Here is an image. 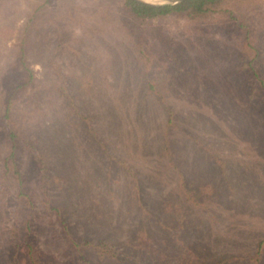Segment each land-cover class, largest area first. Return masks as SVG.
I'll use <instances>...</instances> for the list:
<instances>
[{"label": "rangeland", "instance_id": "374dc122", "mask_svg": "<svg viewBox=\"0 0 264 264\" xmlns=\"http://www.w3.org/2000/svg\"><path fill=\"white\" fill-rule=\"evenodd\" d=\"M41 1L0 0V264H264V93L241 36ZM254 47L264 79V32Z\"/></svg>", "mask_w": 264, "mask_h": 264}, {"label": "trees", "instance_id": "16d2710c", "mask_svg": "<svg viewBox=\"0 0 264 264\" xmlns=\"http://www.w3.org/2000/svg\"><path fill=\"white\" fill-rule=\"evenodd\" d=\"M54 1L56 6L74 10L76 0H42L39 9ZM125 12L135 21L147 22L163 18H174L191 23L197 29L208 26L231 29L241 36L242 49L253 52L246 65L257 80L264 93V79L260 78L254 69L257 51L254 47V37L259 32H264V0H182L176 4L151 6L133 0H119ZM199 27V28H198ZM19 64L23 63V51L19 53ZM26 81L32 80L29 70H26ZM13 92V90L10 92ZM9 100L5 106L7 114ZM7 116V115H5ZM6 138L9 142L7 158L13 163L15 158V134L11 129Z\"/></svg>", "mask_w": 264, "mask_h": 264}, {"label": "water", "instance_id": "95a60500", "mask_svg": "<svg viewBox=\"0 0 264 264\" xmlns=\"http://www.w3.org/2000/svg\"><path fill=\"white\" fill-rule=\"evenodd\" d=\"M142 4H147V5H151V6H157V5H164V4H169V5H173L176 4L182 0H158L156 2H148V1H144V0H133Z\"/></svg>", "mask_w": 264, "mask_h": 264}, {"label": "bare ground", "instance_id": "6f19581e", "mask_svg": "<svg viewBox=\"0 0 264 264\" xmlns=\"http://www.w3.org/2000/svg\"><path fill=\"white\" fill-rule=\"evenodd\" d=\"M144 1H148V2H156L158 0H144Z\"/></svg>", "mask_w": 264, "mask_h": 264}]
</instances>
